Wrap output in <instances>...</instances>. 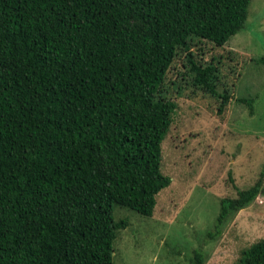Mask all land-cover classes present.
Here are the masks:
<instances>
[{"label": "trees", "instance_id": "1", "mask_svg": "<svg viewBox=\"0 0 264 264\" xmlns=\"http://www.w3.org/2000/svg\"><path fill=\"white\" fill-rule=\"evenodd\" d=\"M251 2L0 0V264L115 263L129 222L114 206L153 216L172 183L163 142L177 99L201 91L219 114L233 100L253 113L215 50L245 27ZM262 191L264 172L224 197L210 236ZM239 264H264V238Z\"/></svg>", "mask_w": 264, "mask_h": 264}, {"label": "rangeland", "instance_id": "2", "mask_svg": "<svg viewBox=\"0 0 264 264\" xmlns=\"http://www.w3.org/2000/svg\"><path fill=\"white\" fill-rule=\"evenodd\" d=\"M203 46L213 52L211 43ZM215 50L226 56L225 83L234 84L236 96L254 98L253 113L233 100L219 114L217 102L201 91L177 99L163 142V171L172 183L157 195L153 216L114 206L115 218L129 222L114 241V264H190L194 249L205 252V264H239L242 250L264 238V191L210 236L222 199L237 196V187L252 186L264 172V64L258 61L264 56V0H252L245 27ZM182 62H175L172 75Z\"/></svg>", "mask_w": 264, "mask_h": 264}]
</instances>
